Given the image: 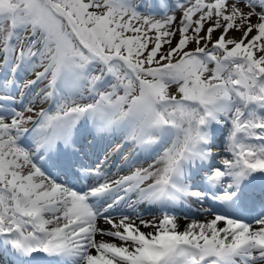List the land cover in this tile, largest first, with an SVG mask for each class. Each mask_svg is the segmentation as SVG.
<instances>
[{"label":"snow or ice","instance_id":"snow-or-ice-1","mask_svg":"<svg viewBox=\"0 0 264 264\" xmlns=\"http://www.w3.org/2000/svg\"><path fill=\"white\" fill-rule=\"evenodd\" d=\"M0 257L264 264V0H0Z\"/></svg>","mask_w":264,"mask_h":264},{"label":"rangeland","instance_id":"rangeland-1","mask_svg":"<svg viewBox=\"0 0 264 264\" xmlns=\"http://www.w3.org/2000/svg\"><path fill=\"white\" fill-rule=\"evenodd\" d=\"M229 35L239 36V33L233 31V32H230ZM165 48H167V45H165ZM38 70H39V69H38ZM29 78H33V77L30 76ZM42 86L44 87L43 84H40V85H38V88H42ZM169 90H170L171 92H174V91H175V86H174V85H173V86H170V89H169ZM41 106H42V105H38L37 107L39 108V107H41ZM53 111H54V108H53ZM125 152H126V153L128 152V148L125 149ZM141 165H143V166H147L146 163H144V161L139 162L137 166H141ZM127 171H128V170L125 169L124 172L121 173V174H127Z\"/></svg>","mask_w":264,"mask_h":264},{"label":"bare ground","instance_id":"bare-ground-1","mask_svg":"<svg viewBox=\"0 0 264 264\" xmlns=\"http://www.w3.org/2000/svg\"><path fill=\"white\" fill-rule=\"evenodd\" d=\"M128 151H129V149H128ZM112 159L114 160V157H113ZM146 218H149V217L146 216ZM178 223H179V225H180V227H181V229H182V228L184 227L186 221H185L183 218H180V219L178 220ZM106 239H108V238L106 237ZM1 258H2V261H3V262H6V260H5L3 257H1ZM0 264H1V263H0ZM6 264H8V262H6Z\"/></svg>","mask_w":264,"mask_h":264}]
</instances>
